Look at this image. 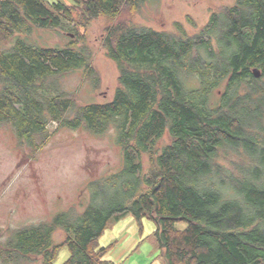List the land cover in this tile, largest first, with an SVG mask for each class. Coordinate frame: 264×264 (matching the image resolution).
Returning <instances> with one entry per match:
<instances>
[{"label": "trees", "instance_id": "16d2710c", "mask_svg": "<svg viewBox=\"0 0 264 264\" xmlns=\"http://www.w3.org/2000/svg\"><path fill=\"white\" fill-rule=\"evenodd\" d=\"M152 1L0 0V125L11 126L33 153L50 140L51 122L96 135L113 127L124 156L119 171L89 182L83 211H59L13 231L0 245L2 263L40 257L54 264L67 246L63 264H116L105 257L116 243L99 239L131 213L140 224L155 223L166 264H264V0L213 11L194 36L180 22L178 33L125 20L108 25L104 47L119 78L107 102L78 104L60 84L81 68L100 81L77 40L42 46L31 39L36 27H85ZM166 134L170 142L162 145ZM240 152L249 162L236 169L220 160ZM58 230L65 233L60 242Z\"/></svg>", "mask_w": 264, "mask_h": 264}, {"label": "rangeland", "instance_id": "374dc122", "mask_svg": "<svg viewBox=\"0 0 264 264\" xmlns=\"http://www.w3.org/2000/svg\"><path fill=\"white\" fill-rule=\"evenodd\" d=\"M49 3L58 0H47ZM70 3L71 0H61ZM236 0H156L147 2L140 11L123 8L114 19L100 16L87 26L70 21L61 28L36 27L31 39L42 46H66L77 40L90 54V61L97 71L98 83L86 75L85 69H76L60 78L62 87L74 96L78 104L107 102L113 99L118 85L119 68L108 57L104 37L108 25L125 20L137 27H150L161 31L178 33L175 26L180 22L188 35L201 32L209 22L212 12L232 5ZM76 28L80 34L76 35ZM264 123V121H263ZM264 126V124H263ZM50 140L36 153L27 144L19 142L13 128L0 125V245L12 232L26 225L51 221L59 211L75 208L81 212L90 202L88 190L90 181L119 171L124 164L122 147L116 141V130L111 128L102 135H96L86 128H57L56 122L49 124ZM170 142L166 134L162 145ZM248 154L240 152L222 157L224 165L236 169L247 164ZM145 171L149 167L148 155H143ZM186 226L179 222L178 227ZM155 223L144 218L141 224L128 213L124 218L112 221L99 239L101 245L115 244L125 230L136 235L139 244L123 259L117 261L112 252L106 259L116 264H151L159 255L155 239ZM63 230L54 234L56 242L64 239ZM70 256L67 246L61 248L54 264H63ZM0 264L2 263L0 259ZM23 264H42L40 257Z\"/></svg>", "mask_w": 264, "mask_h": 264}, {"label": "crops", "instance_id": "0c3cea01", "mask_svg": "<svg viewBox=\"0 0 264 264\" xmlns=\"http://www.w3.org/2000/svg\"><path fill=\"white\" fill-rule=\"evenodd\" d=\"M115 249L112 252V256L115 255V259L120 261L123 259L127 254L131 252L134 247H136L140 242L136 235L128 232L127 230L123 231L119 236V239L116 242ZM160 255V252H159ZM157 259L155 262L153 261L151 264H166L164 258L160 255L156 257Z\"/></svg>", "mask_w": 264, "mask_h": 264}, {"label": "water", "instance_id": "95a60500", "mask_svg": "<svg viewBox=\"0 0 264 264\" xmlns=\"http://www.w3.org/2000/svg\"><path fill=\"white\" fill-rule=\"evenodd\" d=\"M253 72H254V75H255L256 77H260V76H261V73H262L261 70H260L259 68H255Z\"/></svg>", "mask_w": 264, "mask_h": 264}]
</instances>
